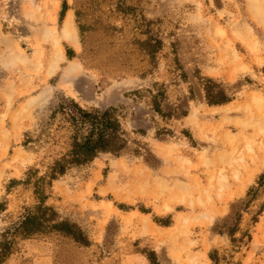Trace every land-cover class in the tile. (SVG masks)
I'll use <instances>...</instances> for the list:
<instances>
[{
  "label": "rangeland",
  "instance_id": "obj_1",
  "mask_svg": "<svg viewBox=\"0 0 264 264\" xmlns=\"http://www.w3.org/2000/svg\"><path fill=\"white\" fill-rule=\"evenodd\" d=\"M65 2L60 20L61 0H0V241L37 203L29 171L70 150L60 102L115 108L128 146L46 189L89 246L37 234L2 264H264V0ZM200 77L231 101L207 105Z\"/></svg>",
  "mask_w": 264,
  "mask_h": 264
},
{
  "label": "trees",
  "instance_id": "obj_2",
  "mask_svg": "<svg viewBox=\"0 0 264 264\" xmlns=\"http://www.w3.org/2000/svg\"><path fill=\"white\" fill-rule=\"evenodd\" d=\"M61 1L60 20L64 18L67 11L65 0ZM200 84L207 105L222 106L231 101V97L224 86L217 81L208 77H200ZM154 110L161 116H169V114L162 112L157 102L154 103ZM55 112L66 116L72 129L70 150L67 155L52 164L47 174L39 177L35 174L33 177L34 172L38 173L34 169L27 174L26 181H34L37 203L32 209L25 210L21 218L2 233L0 264L13 254L19 240H27L37 234L59 233L77 244L85 247L89 246L90 241L79 227L68 221L60 220L56 211L46 205L48 200L46 189H50L52 182L63 176L69 168L87 165L102 153L117 156L126 150L128 146L125 132L115 115V108L86 110L73 100H67L60 102ZM184 134L189 135L187 131H184ZM11 183L16 182L12 181ZM118 208L123 211L132 209V207L124 205H119ZM4 211L5 204L0 203V212ZM139 211L149 213V210L144 208H139ZM240 218L241 215L238 212L233 225L228 229L227 234L231 242H236L235 235L238 231ZM153 221L162 227L172 225L170 216L154 217ZM215 255L210 257H212L215 264H218ZM146 257L150 264H159L155 252H148Z\"/></svg>",
  "mask_w": 264,
  "mask_h": 264
}]
</instances>
